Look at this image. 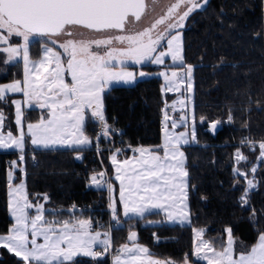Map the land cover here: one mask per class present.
<instances>
[{"label": "trees", "instance_id": "obj_1", "mask_svg": "<svg viewBox=\"0 0 264 264\" xmlns=\"http://www.w3.org/2000/svg\"><path fill=\"white\" fill-rule=\"evenodd\" d=\"M182 42L183 63L193 69V127L197 138V145L183 148L190 225H168L161 214L153 213L123 220L120 226L114 224L110 243L117 249L134 231L137 244L158 260L182 264L188 259L191 264H203L193 258V229H203L204 238L209 240L223 239L225 230L230 229L245 246L264 234V160L260 159L258 145L254 150L240 145L245 138L264 142V0H207L187 17ZM39 47L38 41L30 44L32 57L38 56ZM142 68L150 73L159 69L150 64ZM21 77V63L6 64L0 51V83ZM6 98L7 104L0 100V109L6 115V128L14 133L11 97ZM169 99L163 97L161 78L156 75L132 85L112 86L103 98V112L111 131L98 138L96 123L88 120L84 128L91 141L88 148L78 152L27 149L19 155L0 153V235L6 234L12 224L8 214L9 173L14 185L24 182L30 200L47 197V218L106 222V193L92 188L90 178L99 175V162L109 170V152L97 156L94 150L114 147L117 142L126 149L158 148L163 116L160 106ZM229 115L230 121L224 124L223 119ZM38 119V109L24 110V122ZM238 151L246 162H237ZM76 153L82 155L79 161L75 160ZM252 168H256L254 173ZM237 169L255 182L245 200L241 198L247 179L238 176ZM71 205L89 209L71 213ZM0 264L24 263L0 249ZM65 264H110V259L77 258Z\"/></svg>", "mask_w": 264, "mask_h": 264}, {"label": "snow or ice", "instance_id": "obj_2", "mask_svg": "<svg viewBox=\"0 0 264 264\" xmlns=\"http://www.w3.org/2000/svg\"><path fill=\"white\" fill-rule=\"evenodd\" d=\"M181 3L186 5V10L182 14H177L176 19H172L176 10L180 8ZM200 7L197 0H180V3H174L169 7L167 16L157 19L150 28H145L136 34L116 35L107 39H97L94 41H73L69 39L60 47L64 50L66 57V67L62 54L54 51L52 47L44 48V59L40 67L44 68L47 73L43 80L37 76L36 81L27 78V65L29 63L28 44L29 37L40 35L45 37L56 36L60 34L72 35L71 28L79 26L84 29L95 31L108 30H125L126 26L134 21L141 19L142 10L145 8V0H0V43L9 46L0 51H5L12 58L19 55L21 47L23 50V61L26 67V79L24 86L21 82L16 81L13 84L0 88V100L4 98L7 91L23 92L26 97L44 96V103L41 107L50 110L48 119H42L37 124H29L28 134L34 145H42L44 147L55 146L57 144L64 145L68 139H71L70 147H83L90 143L89 138L84 134L85 109H91V115L99 120L103 125L101 135L107 136L111 131L103 112L102 93L105 88L113 82L131 83L134 79L133 73L123 70L116 71L119 59V65L123 67L126 60L134 61L136 64H143L150 61L156 64H162L163 57L171 54L172 60L178 59L183 63L181 56L180 35L173 31L183 27V21L196 8ZM166 24L164 32L170 38L166 39L168 51H160L157 55V47L165 40L164 34H157L155 38L152 36V30L157 25ZM7 33V35H3ZM21 37L24 41L22 46L13 47L9 44L11 37ZM113 40L126 43L124 48H111L103 54L97 50H93L92 44L99 49L102 45H110ZM50 43L55 44V40ZM175 43V47H174ZM51 70L49 66L53 65ZM35 68L36 66L33 65ZM70 74V82H65L64 73ZM192 68L187 66L186 76L191 78ZM141 76L145 75L143 72ZM167 80L165 73H161ZM172 77H177L176 72L171 73ZM127 78V79H125ZM47 81V83H44ZM171 90V89H169ZM17 105L16 123L21 124L20 119V102L14 101ZM4 117L0 113V123ZM186 117L182 116L180 123L186 121ZM195 117L193 116V120ZM167 114L165 115V123L167 124ZM179 125L175 120L172 121V128L175 129ZM212 130L216 128V124H212ZM195 139V131L191 133ZM187 144V134L179 133L172 137L167 129L165 130L164 155L168 157L162 163V159L154 151L149 149H136L141 156L148 153L147 158L138 161L139 168H133L132 173L128 176L129 183L127 185V198L125 192L121 191V200L124 204V214L134 213L143 215L146 211L145 205H151L152 208L172 209L178 200L183 201L186 198V192H180L179 196L174 195L169 187V180L164 176L165 165L173 169H179L182 165L183 153L179 150V145ZM25 145L24 133L21 131L20 136L14 137L11 133L7 139L0 135V148L15 147L23 152ZM251 148H255V144L249 143ZM260 159L264 160V142L259 143ZM119 153V149L116 150ZM170 154V155H169ZM237 162L247 158L239 151L236 154ZM23 160V155L20 156ZM175 160V163H171ZM113 163L117 165V180H121L122 188L124 187L123 179L119 173L121 165L117 162L116 156L112 157ZM128 160H124L123 164L127 165ZM253 173L256 168H252ZM238 176L247 179L248 173L236 170ZM104 173H100L103 176ZM183 176H187L184 172ZM9 178L12 174L9 173ZM94 182L98 180L97 176L91 178ZM173 179L172 188L177 187L175 177ZM184 181H181L183 184ZM248 189L255 187L252 180H248ZM98 186H100L98 184ZM109 188L111 186L109 185ZM248 189L245 190V200ZM20 193V199L16 201L12 208V215L15 223L10 229L9 234L0 235V247L7 248L19 257L24 264H65L73 260V257L82 253L86 256L97 257L101 253L93 251L92 245L97 242L96 237L100 234L91 235L86 230L89 222L85 220L78 221V224L69 225L71 221H48L44 219V209L41 204H32L27 200L24 192V184H20L14 190ZM46 200L47 197L45 196ZM21 200L23 203H21ZM166 201L167 206L160 201ZM28 209H34L35 215L32 216ZM113 213L116 208L113 206ZM168 218L183 219V214L174 217L172 211H167ZM54 224H62L63 227L57 229ZM43 225H49L44 227ZM230 231V230H229ZM135 233L132 234V237ZM130 237V239L132 238ZM38 238H42L43 242H38ZM107 244V241H100ZM231 240L229 247L222 252L215 253L217 264H264V235L259 237V243L249 252L240 254L238 259H233ZM127 247V246H125ZM131 251V250H129ZM147 252V249H142ZM132 261L135 257L131 258ZM116 264H120L119 257ZM151 264H161L160 261H151Z\"/></svg>", "mask_w": 264, "mask_h": 264}, {"label": "rangeland", "instance_id": "obj_3", "mask_svg": "<svg viewBox=\"0 0 264 264\" xmlns=\"http://www.w3.org/2000/svg\"><path fill=\"white\" fill-rule=\"evenodd\" d=\"M206 1L207 0H197V3L200 4V7L194 9L193 11L200 9L205 4ZM174 3H180V0H146V4H147L146 15L140 21L133 22L132 24L127 25L126 29L119 32V33L91 34V33H78L77 32V33H72L71 36H69L67 34H60V35L51 36V37H45V36H40V35L30 36L29 37V44H28L29 63L27 65V78L29 80L36 81L37 83H39L40 81H37L36 77L39 76L40 80H43V77L47 74V73H45L44 68L40 67L41 62L44 59V48L46 46L52 47L54 51H58L62 54V59L64 60V64L66 67V57L64 55V50L60 47V45L65 43L69 39L76 41V42L94 41L97 39H107L109 37H114L116 35L127 36L130 34H136L139 31L144 30L145 28H150L151 25L154 24L157 19H160L161 17L167 16V12H168L169 7H171V5ZM185 10H186V5L181 3L180 8H178L176 10V13L173 14L172 19H176L177 14H182L183 11H185ZM186 19L183 21V27L182 28H178V29H175L173 31V34H176L178 32L180 37H181L180 42H179L180 46H181V56H182V48H183V42H182V40H183V28H184V24H185ZM167 23H168V21L166 20L165 24L157 25L156 28L152 30L151 34H152L153 38H155V36L157 34H164L165 35V40L161 42V45L157 47V52L154 53L153 55H157L160 51H165V52L168 51L166 39L170 38V37L167 36V34L164 32ZM3 35L6 36L7 33H3ZM51 40H55L56 43L55 44L50 43ZM35 41H38L40 43L39 53H38L37 57H32L31 56V50H30V44L35 42ZM23 43H24L23 39L21 37H16V36L11 37V39L9 41V44L13 47L22 46ZM8 46H9L8 44L0 43V49L6 48ZM113 47L124 48V47H127V44L113 40L112 44L102 45L99 49L96 48L95 44H92L93 50H97V51L101 52L102 54L106 50H110ZM174 47H175V43H174ZM2 52L5 54V63L6 64L10 65V64H13L16 62L21 63V65H22V77L20 80H13L11 82L0 83V88L5 87V86L10 85V84H13L16 81H20L21 87H23L24 81L26 79V67H25V63H24L23 58H22L23 57L22 47H21L20 54L14 56L12 58L9 57V54L7 52H5V51H2ZM119 59H122V58H118V60L115 61V63H117V67L115 70L116 71L123 70L125 72H131V73H133L134 79L131 83H123V82H119V81L110 83L105 88L104 93H106L108 91V89L111 88L112 86L132 85L137 80L144 79L147 77H151L152 75H156V76L160 77L161 78L162 95H163V97H166V96L170 97L168 103L173 110H172V112L169 111L167 113V117H168L167 124L165 123V115L162 116L161 124L163 125V127L161 128V139H160V145L158 146V149H161L163 146V143L165 142V130L166 129L172 137H175V135L179 134V133L187 134V139L189 142L187 144H184L181 142L180 145L188 146V145H190V142H193V141L197 142L196 134H195V139H193L192 135H191L193 128H194L193 126L195 123V119H196L195 118L193 120V116L195 117L194 110H193V104H194V101H193V94H194L193 69L191 72V78L188 79L186 76L187 65H184V63L181 64L179 59L174 62L171 58L170 53H169V55H166L163 57L164 62L162 64H156V63H152L150 61H145L143 64H136L134 61L126 60L123 67L121 68V66L119 65V62H118ZM182 60H183V57H182ZM145 64H150L151 66L157 67L159 69L155 73H150L147 70H144L142 68V66ZM33 65H35L36 67L34 68ZM53 66H54V64L50 65L49 70H51V67H53ZM141 72H143L145 75L141 76L140 75ZM172 72H176L178 74V76L172 77V75H171ZM161 73H165L167 75L168 79L166 80L165 76L161 75ZM63 75L65 78V82H70V80H71L70 74L65 72ZM125 79H127V78H125ZM44 83H47V81H44ZM169 89H171V90H169ZM104 93H102V102H103V98H104ZM8 96L11 97V105H12L13 115H14L13 122H15V117L17 119V105L15 103H13L14 101L20 102V111L22 108H26V109L34 108V109L39 110V119L38 120L31 121V122H24V129L23 130H24L25 137H26L25 141H26L27 149L28 148H32L34 150L77 149V150H69V151L78 152V151L82 150L83 148L90 146L91 141L89 144H87L83 147H70L68 145L71 144V139H68L66 144H64V145L57 144L55 146H50V147H44L42 145L32 144L31 137L28 134L27 126L29 124H37L42 119L46 120L49 118L50 110L47 108L41 107V104L44 103L45 97L44 96H40L39 98H37L35 96L26 97L23 94V92L7 91L4 95V98L1 100V102H3L5 104L7 101L6 97H8ZM91 111H92L91 109H85L84 128H85V124L88 120L94 121L96 123L95 127L97 130L96 136L99 138L98 134L102 132L103 125L99 122V120L97 118H95L91 115ZM0 113H2L4 117H6V115L3 113V111L1 109H0ZM182 116H185L187 118L183 124L180 123ZM173 120H175L177 122V124L179 125L175 129L172 128V121ZM2 125L4 126L3 127L4 131H6L7 133L11 132V130L9 128H6L7 120L3 121ZM14 125H15V123H14ZM20 125L21 124H19L18 126H20ZM14 133H16V127H15ZM14 133L11 132V134H13V135H14ZM84 134L86 135L85 130H84ZM89 140H90V138H89ZM52 151H56V150H52ZM127 151H129L128 148L126 150H121L119 153H117V152L110 153L109 152L110 155H108L109 153L107 154L108 164L111 167V170L113 172V180L116 183V189H114V187H111L110 191H109V210H110L109 218H110V222H112L111 221V218H112L113 222H115L117 226H120L122 224L121 222L123 220H128V219H132V218L133 219L142 218V217L148 215L147 214L148 211H151L153 209H158V208H152L151 205L149 204V205H145L146 211L143 213V215H137L134 213H129L128 215L124 214V204L120 198L121 197V191L123 190L125 192V198H127V185L129 183V180L127 177L131 175L133 168H139V164L137 162L142 160V159L147 158V156H148V153H145L144 156H141V154L138 151L128 152L127 154H125V152H127ZM154 152H155V154H157L161 157L162 163L165 162L166 160H169V158L165 157V155H164V149L154 151ZM3 154H7V153H3ZM30 154H32V151H30ZM114 155L116 156L117 162L121 165V172L119 173V175H121V177L123 179V184H124L123 188L121 185V180L116 179V176H117L116 167H117V165L115 163H113V161H112V157ZM81 156L82 155L80 153H76L75 154V160L79 161L81 159ZM124 160H128L129 163L127 165L123 164ZM170 162L174 164L175 160H171ZM179 169H173V168L167 167V165H165V169H164L163 174H164L165 178L169 180V187L171 188L172 191H175L176 188L179 187V178H178ZM107 172L109 173L108 169H107ZM173 177H175L174 182L177 185V187H174V188L171 187L173 184V179H172ZM91 178H90V183L93 186V188L99 189V186ZM248 180L253 181L252 178L247 179V181ZM12 181H13V177L10 179L9 174H8V183H9L8 214H9V217L12 221V224H11L8 232L6 234H1V235L9 234L10 229L13 227V225L15 223L14 217L12 215V208L15 206L16 201L20 199V193L14 194V190L20 184H24L23 181H20L19 183L14 185L12 183ZM247 181H246V189H248ZM253 183L255 185L254 181H253ZM254 188L255 187L248 189V192L252 191ZM24 192H25V194L27 196V200L29 202H31L34 205H36V204L43 205V209H44L43 215H44L45 220L54 221V220L47 218V216L45 215L46 212H48V210L46 209V200L44 198H35L33 200H30L29 196L26 192L25 185H24ZM21 203H23L22 200H21ZM117 203L119 204V207L121 210L120 219H119V217L116 216L117 209H118ZM160 203H164L167 206L166 201L162 200V201H160ZM113 206L116 208L115 213H113V211H112ZM159 209H161V208H159ZM163 210L164 209H161L160 214L163 217L164 222L171 221L170 219L167 218L168 215ZM171 210H175V211L178 210V206L175 205V207L172 208ZM28 212L32 216H34L36 214L34 209H28ZM81 220L88 221L86 219H81ZM55 221H57V220H55ZM78 221H80V220H78ZM78 221L72 222L69 225V227H71L72 225L78 224ZM88 222H89V226H90L92 223L90 221H88ZM113 222H112V225L115 224ZM43 226L47 227L49 225H43ZM51 226H54L57 229L63 227L62 224H54ZM229 230L230 229L225 230V234H224L223 239L217 238L216 240H209V239L204 238V230L203 229H193L192 230L193 258L195 260L201 261L203 264H217V257L215 255V253L222 252L225 248L229 247V240H231V242H232L231 243L232 257H233V259H238L240 254L247 253L254 246H256L259 243V237L261 235H264V234H259L257 236L255 243H253L250 246H245L243 243L237 241L232 236L231 230L230 231ZM88 233L91 235H96L97 233L100 234L99 236L96 237L97 242H95L92 245L93 249L102 248V247L106 246V244L100 243V241H107V242L109 241V237H108L106 232H94V233L88 232ZM133 233H135V232L134 231L129 232L126 244L120 246L117 249L112 248V252L113 253L116 252V254L115 255L113 254L111 257H108L110 259V264H116L117 257H119L120 264H151V261H160L161 264H174L170 261L158 260V259L148 255L147 252L142 251V249H145V248L143 246L137 244L136 234L134 237H132ZM130 237H132V238L130 239ZM38 242L42 243L43 242L42 238H38ZM125 246H127V247H125ZM0 249H5L8 253L12 254L17 259L21 260L13 252H10L7 248L0 247ZM129 250H131V251H129ZM90 257H92V256H86V255H83L82 253H80V254L75 255L73 257V260H75L77 258H90ZM101 257H103V256H101ZM132 257H135L134 261L131 260ZM69 262H71V261H69ZM69 262H65V263H69ZM182 264H191V263L188 261V259H185Z\"/></svg>", "mask_w": 264, "mask_h": 264}, {"label": "crops", "instance_id": "obj_4", "mask_svg": "<svg viewBox=\"0 0 264 264\" xmlns=\"http://www.w3.org/2000/svg\"><path fill=\"white\" fill-rule=\"evenodd\" d=\"M24 109H26V108H22L21 111H20V118H21V125L20 126H18V124L16 123V117H15V122L14 123H15V127H16V133H14V135L13 134H11V135L14 136V137H17V138L20 136L21 131H23V133H24V130H23L24 129V120H23V111H24ZM172 110L173 109L170 107L169 111L172 112ZM3 121H5V117H4ZM3 121H2V123H0V135H2L5 139H7L8 134L11 133V132L7 133L6 131H4V129H3L4 126L2 125ZM25 138L26 137H25V133H24V141L26 140ZM164 143H163V146H164ZM195 145H197V142L193 141V142H190V145H188V146H195ZM163 146H162L161 149L155 148V149H149V150H152V151L162 150V149H164ZM188 146L179 145V150L183 153V157H179V159H181L183 163L180 166L179 174H178L179 187H177L175 191H172L173 194L177 195V196H179L180 192H186V194H187V189H188L187 176H183V173L186 172V169H185V155H184V152H183V148L188 147ZM86 148H88V147H86ZM86 148H83V149H86ZM28 149L34 150L32 148H28ZM26 150H27V147H26V141H25L23 152H25ZM52 150H77V149H51V150H48V151H52ZM134 151H136V149H129V152H134ZM11 152H14V153H17V154L23 153V152H21L20 149H17L15 147H12V148H0V153H11ZM112 152H117V151L113 150L110 153H112ZM110 153L108 155H110ZM109 171H110L109 174H110L111 181H112V187H114V189H116V183L113 180V172L111 170L110 165H109ZM181 181H184V183L181 184ZM176 206H178V210L175 211V210L167 209V211L171 210L173 212V216L174 217H179L181 214H183V219L175 218V219H171V221H168L166 223L168 225H173V226L174 225H176V226H188V225H190V221L191 220H190L189 208H188V203H187V195H186V198L183 201L178 200L177 203H176ZM163 211H165L167 213V211L165 209ZM117 213H118V215H117ZM117 213H116V216L119 217V219H120L121 210H120L119 204H118ZM153 213L160 214L161 213V209H159V208L158 209H153L151 211H148L147 214L149 215V214H153ZM111 221L113 222L112 218H111ZM113 223H115V222H113ZM147 254L149 255L148 251H147Z\"/></svg>", "mask_w": 264, "mask_h": 264}, {"label": "built area", "instance_id": "obj_5", "mask_svg": "<svg viewBox=\"0 0 264 264\" xmlns=\"http://www.w3.org/2000/svg\"><path fill=\"white\" fill-rule=\"evenodd\" d=\"M170 110V106H169V103L168 102H165L163 103V105L160 106V111L162 113V115H166ZM231 119V115H229L228 117L224 118L223 119V123L226 124L230 121ZM160 127L162 128L163 125L160 123ZM99 137H101V133L98 134ZM249 141L245 138L243 141L240 142V145H249ZM253 144L256 145H259L258 142H251ZM119 149L120 151L121 150H126V148H123L119 142L116 143V145L114 147H107V148H97L94 150V153L98 156V154L100 152H103V151H106V152H110V151H113V150H117ZM33 154V152H32ZM100 164V167H101V170H100V173H104L103 176H100V173L99 175L97 176L98 180L95 181V183L99 186V189H102L105 191L106 193V196H107V208H106V213H107V220L106 222H91L92 224L90 226H88L87 228V231L90 232V233H94V232H106L108 237H109V241L107 242L106 246L105 247H102V248H95L93 249V251L95 252H99L101 253L99 256L97 257H111L113 254L115 255L116 252H112V247H111V243H110V235H111V230L113 228V225H112V222H110V218H109V215H110V210H109V191H110V188H109V185L112 187V181H111V177L109 175V173L107 172V169L106 167H104V165H102L101 162H99ZM8 167V164L6 166V169ZM91 187L93 188V186L91 185ZM89 209V206L87 207H80V206H77V205H71L70 208L68 209L69 212L71 213H82V212H85V211H88Z\"/></svg>", "mask_w": 264, "mask_h": 264}, {"label": "water", "instance_id": "obj_6", "mask_svg": "<svg viewBox=\"0 0 264 264\" xmlns=\"http://www.w3.org/2000/svg\"><path fill=\"white\" fill-rule=\"evenodd\" d=\"M146 13H147V4H146V0H145V8L142 10L141 19L146 15ZM134 22H138V21H134ZM121 31L122 30L95 31V30L84 29V28L79 27V26H74V27L71 28V32L72 33H77L78 32V33H91V34H99V33L114 34V33H119Z\"/></svg>", "mask_w": 264, "mask_h": 264}]
</instances>
